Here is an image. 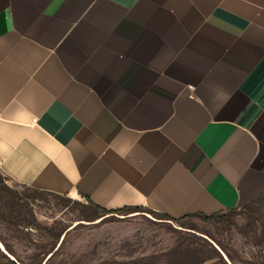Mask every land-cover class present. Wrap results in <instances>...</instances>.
Returning a JSON list of instances; mask_svg holds the SVG:
<instances>
[{
	"label": "crops",
	"instance_id": "crops-1",
	"mask_svg": "<svg viewBox=\"0 0 264 264\" xmlns=\"http://www.w3.org/2000/svg\"><path fill=\"white\" fill-rule=\"evenodd\" d=\"M0 170L175 219L264 202V0H0Z\"/></svg>",
	"mask_w": 264,
	"mask_h": 264
},
{
	"label": "rangeland",
	"instance_id": "rangeland-1",
	"mask_svg": "<svg viewBox=\"0 0 264 264\" xmlns=\"http://www.w3.org/2000/svg\"><path fill=\"white\" fill-rule=\"evenodd\" d=\"M58 235H60L59 238ZM264 264V202L214 220L145 209L102 214L0 170V264Z\"/></svg>",
	"mask_w": 264,
	"mask_h": 264
},
{
	"label": "trees",
	"instance_id": "trees-1",
	"mask_svg": "<svg viewBox=\"0 0 264 264\" xmlns=\"http://www.w3.org/2000/svg\"><path fill=\"white\" fill-rule=\"evenodd\" d=\"M41 192L50 193V192H45V191H41ZM52 194H54V193H52ZM90 204H91L92 208L95 211H98L99 213H102V214L121 213V212H124V211H138L139 209H145V210H148L149 212L153 213L154 215L158 216L159 218L168 219V220H177L175 218L169 217L167 215L159 214V213H157L155 211H152V210H150L148 208H144V207H123V208L116 209V210H108V209H105V208L100 207L98 205H95V204H93L91 202H90ZM192 216H197V217H199V218H201L203 220H214L215 218L218 217V215H212V216L192 215ZM186 217H188V216H186ZM183 218H185V217H183ZM180 219H182V218H180ZM59 237H60V235H58L57 238H59ZM5 264H17V262L12 261L10 259H7Z\"/></svg>",
	"mask_w": 264,
	"mask_h": 264
}]
</instances>
